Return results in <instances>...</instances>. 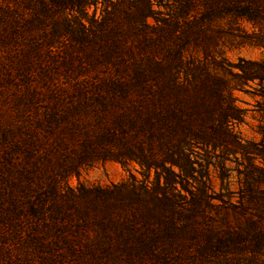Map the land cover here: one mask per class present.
Masks as SVG:
<instances>
[{
  "label": "trees",
  "instance_id": "trees-1",
  "mask_svg": "<svg viewBox=\"0 0 264 264\" xmlns=\"http://www.w3.org/2000/svg\"><path fill=\"white\" fill-rule=\"evenodd\" d=\"M226 38L264 49V0H0V93L26 106L0 107V264H264V140L232 130L264 63L220 75ZM194 149L245 161L235 202ZM107 161L143 179L67 184Z\"/></svg>",
  "mask_w": 264,
  "mask_h": 264
},
{
  "label": "rangeland",
  "instance_id": "rangeland-1",
  "mask_svg": "<svg viewBox=\"0 0 264 264\" xmlns=\"http://www.w3.org/2000/svg\"><path fill=\"white\" fill-rule=\"evenodd\" d=\"M153 24L151 19L148 20ZM245 30L250 31V26L242 24ZM218 60L224 64V69L219 73L224 74L228 80L231 77L228 72H238L235 67L240 61L261 62L264 63V49L250 44L242 43L238 39H224L216 51ZM17 93V92H16ZM21 94L19 91L17 95ZM236 98V106L241 110L242 120L238 124L232 125V130L240 139L242 144L249 147L264 140V84L249 83L242 89L233 91ZM15 98V99H14ZM0 107H26L25 101H20L10 91L0 93ZM196 164L195 179L202 183L215 195L222 194L225 199H231L235 202L238 198V190L243 187V172L245 161L239 156L235 159L230 156L228 159L210 157L207 161L204 159L200 150L194 149L191 154ZM255 165H260L259 161L252 160ZM199 164L201 166H199ZM130 174L137 180H142V172L136 164L122 166L119 163L107 161L97 163L90 167H85L78 176H71L67 184L75 188L79 184L94 186H109L119 184L129 179ZM149 180H154V174L151 172ZM191 182V181H190ZM196 182L192 185H197ZM214 212H211L213 215ZM230 223L234 220L229 218Z\"/></svg>",
  "mask_w": 264,
  "mask_h": 264
}]
</instances>
